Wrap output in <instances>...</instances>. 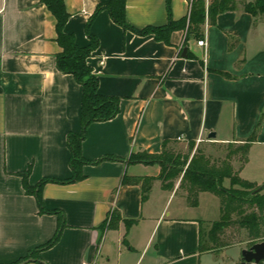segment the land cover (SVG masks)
I'll list each match as a JSON object with an SVG mask.
<instances>
[{"label":"crops","instance_id":"crops-1","mask_svg":"<svg viewBox=\"0 0 264 264\" xmlns=\"http://www.w3.org/2000/svg\"><path fill=\"white\" fill-rule=\"evenodd\" d=\"M105 1L64 0V31L79 46L89 44L85 24ZM191 3L125 0V20L137 29L169 17L188 22ZM207 9L206 0L200 36L177 28L168 43L124 29L106 8L95 15L89 30L98 45L88 64L98 91L120 100L113 118L88 125L82 155L114 159L83 165L81 180L44 183L43 212L25 185L71 176L67 135L81 131L82 86L57 68L55 18L42 0H0V264H15L53 236L59 216L51 211L64 216L59 239L40 259L17 264H219L215 249H199L203 224L209 230L220 217L218 197L200 191L189 203L180 178L164 189L158 164L129 161L174 144L220 147L254 135L247 162L232 165L242 179L264 182V13L238 3L210 19ZM144 179L151 181L142 199ZM112 216L113 227L102 229ZM127 219L135 220L128 228Z\"/></svg>","mask_w":264,"mask_h":264},{"label":"trees","instance_id":"trees-1","mask_svg":"<svg viewBox=\"0 0 264 264\" xmlns=\"http://www.w3.org/2000/svg\"><path fill=\"white\" fill-rule=\"evenodd\" d=\"M48 10L55 18L56 41L60 46V51L56 54V65L62 73H70L76 81L82 86L81 101V131L79 133L69 132L67 135V146L70 151L69 166L71 176L65 179L58 178H42L35 186L25 185L27 193L34 194L40 211L48 212L41 201L40 191L44 183L53 181L58 183H70L81 180L85 177L82 167L89 163H98L104 159H114L112 156H105L95 161H90L82 155V141L86 136V130L90 123L96 121H105L113 118L119 110V97L105 95L98 91V79L92 72L91 66L88 64V57L97 47L98 40L90 32V23L95 15L103 8L109 11L111 18L124 29H131L137 34H154L156 39L169 42V34L177 28H186L187 32L193 33L196 37L200 36V25L206 18L205 0H192L188 22L185 20L175 21L169 17L166 25L163 26H146L137 29L129 25L125 20V0H106L97 5L93 14L89 17L85 24V30L89 38L87 46H79L71 33L64 31V25L69 17L66 10L64 0H42ZM241 4L245 11L252 15L264 13V0H253L246 2L245 0H210L207 9L208 18H213L217 13L226 10H232L237 4ZM254 135L250 136L243 143L235 144L229 142L220 144L221 149H225V158L218 161H211L210 157L205 155L198 147L195 153L190 157L187 155L173 156L166 149L160 154H147L139 152L143 156L149 158H131L129 161L145 162L150 164L158 157H163L172 164L163 163L158 178L161 180V186L171 188L177 178L179 187L186 192L188 202L195 203L197 195L200 191H208L216 195L220 204V217L211 223L208 230V239L212 244L219 245V237L224 235L225 229L238 225L243 228L250 238L254 239V243L264 240V193H261L262 186H258L255 182L242 179L238 175V171L232 165V157L239 161L240 166L244 165L248 160V150L250 143L253 141ZM165 144V143H164ZM193 144L189 145L191 149ZM218 147V148H220ZM187 163L186 168H184ZM224 179H229L230 186H223ZM126 183H139V177H124ZM150 181L144 179L142 182V199L145 198L150 186ZM238 186V187H234ZM58 214V226L53 236L43 245L31 250L28 255L23 258L40 259L39 251L52 246L60 237L61 230L65 225L64 216L61 212L51 211ZM135 220H125L126 228H128ZM113 216L106 219L101 224V228L113 227ZM203 237V235H200ZM205 247L201 242L200 250L213 249ZM22 259V260H23ZM17 261L15 264L19 263Z\"/></svg>","mask_w":264,"mask_h":264},{"label":"rangeland","instance_id":"rangeland-1","mask_svg":"<svg viewBox=\"0 0 264 264\" xmlns=\"http://www.w3.org/2000/svg\"><path fill=\"white\" fill-rule=\"evenodd\" d=\"M206 1V0H205ZM210 4V1H208V5ZM195 145L190 149L188 144H174L168 146L166 149L168 152L171 153L173 156L177 155H187L190 157L195 153L196 150ZM203 151V153L207 156L210 157L211 161H218L222 160L225 158L226 151L225 149L218 148L217 145L215 146H206L205 143H202L200 146H198V149ZM131 158H143L147 159L149 157L143 156L141 153H134ZM233 164L237 166L239 161L234 159L232 157ZM151 162L150 164H158L160 167L163 163L166 164H172L171 161L166 160L163 157H158L153 161H148ZM145 163V162H144ZM187 163H185L184 168H186ZM226 184L228 185V181H226ZM258 186H262V191L261 193H264V182L262 184H257ZM238 187V186H234ZM208 227L206 224H203V237H202V244L205 247H212L214 246L215 251H217L218 255H216L215 260L219 264H231L227 263V259L232 258L235 262L234 264H240L241 262V250L250 247L254 243V239L250 238L246 231L243 228H239L238 225H232L228 228L225 229L224 235H221L219 237V245L217 244H212V242L208 239ZM259 242V241H258ZM151 249H149L148 253H146L147 256H149ZM138 256H135V259ZM147 258V257H146Z\"/></svg>","mask_w":264,"mask_h":264},{"label":"water","instance_id":"water-1","mask_svg":"<svg viewBox=\"0 0 264 264\" xmlns=\"http://www.w3.org/2000/svg\"><path fill=\"white\" fill-rule=\"evenodd\" d=\"M214 132H211L208 137H214ZM34 260L28 258L27 261ZM240 264H264V240L253 243L250 247L241 250Z\"/></svg>","mask_w":264,"mask_h":264},{"label":"built area","instance_id":"built-area-1","mask_svg":"<svg viewBox=\"0 0 264 264\" xmlns=\"http://www.w3.org/2000/svg\"><path fill=\"white\" fill-rule=\"evenodd\" d=\"M207 1H210V0H207ZM197 43H198L199 45H201V46H205V45H206V42H205L204 39H199V40H197ZM178 139H179V138H178Z\"/></svg>","mask_w":264,"mask_h":264}]
</instances>
